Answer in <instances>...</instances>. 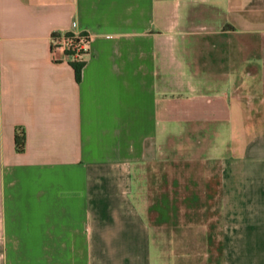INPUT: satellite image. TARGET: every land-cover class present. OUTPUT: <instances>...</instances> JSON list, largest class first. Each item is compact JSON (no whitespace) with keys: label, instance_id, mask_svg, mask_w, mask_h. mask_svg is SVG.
<instances>
[{"label":"crops","instance_id":"obj_1","mask_svg":"<svg viewBox=\"0 0 264 264\" xmlns=\"http://www.w3.org/2000/svg\"><path fill=\"white\" fill-rule=\"evenodd\" d=\"M0 264H264V0H0Z\"/></svg>","mask_w":264,"mask_h":264},{"label":"rangeland","instance_id":"obj_2","mask_svg":"<svg viewBox=\"0 0 264 264\" xmlns=\"http://www.w3.org/2000/svg\"><path fill=\"white\" fill-rule=\"evenodd\" d=\"M198 168L196 165L192 166L191 168L190 167H186L183 166V165H179L177 164L176 166V174H175V188L176 189H182V188H185V187H191V188H199V187H202L204 186V180L203 179H200L199 177V173H198ZM150 175V174H148ZM148 182V181H147ZM152 184L156 185L157 183L155 181H150L148 182V185L152 186ZM172 186L171 185V182H169V184L167 185V182L164 181V183L162 181H160L158 183V187L160 188H163V187H167V186ZM150 188V187H149ZM147 198H150V196L148 195ZM147 217L149 219V222H151V217H152V213L151 211H149L147 213ZM161 245H158V247H160ZM167 247L168 245H164V247ZM192 246V249L191 251H193V257L195 260H198L200 257V253H201V249L204 250L205 248L208 249V251H210L212 254L215 253V249L217 247L216 244H208V245H191ZM155 247V252L156 250L159 251V248L157 247V245H154ZM161 248H163V246H161ZM168 249V248H167ZM163 250V249H161ZM163 252V251H162ZM203 252V251H202ZM210 255V254H209ZM162 258L168 263V261H170V263H172L174 260H173V255L168 254V251H164V253H162ZM172 258V259H171ZM197 262V261H196Z\"/></svg>","mask_w":264,"mask_h":264},{"label":"built area","instance_id":"obj_3","mask_svg":"<svg viewBox=\"0 0 264 264\" xmlns=\"http://www.w3.org/2000/svg\"><path fill=\"white\" fill-rule=\"evenodd\" d=\"M75 27V23H72ZM89 37L79 32L58 34L53 37L52 54H63L74 60L82 61L83 56L88 52Z\"/></svg>","mask_w":264,"mask_h":264},{"label":"trees","instance_id":"obj_4","mask_svg":"<svg viewBox=\"0 0 264 264\" xmlns=\"http://www.w3.org/2000/svg\"><path fill=\"white\" fill-rule=\"evenodd\" d=\"M84 63L82 61H78V60H74V62L72 63L73 68L75 69L76 72V78L77 80L80 79V74H81V70L83 68ZM23 145H24V139L23 137H18L17 138V150L18 151H22L23 150Z\"/></svg>","mask_w":264,"mask_h":264}]
</instances>
